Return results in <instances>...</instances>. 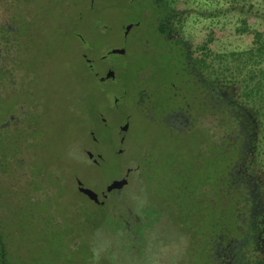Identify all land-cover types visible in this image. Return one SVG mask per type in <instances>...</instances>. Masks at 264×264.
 <instances>
[{"label": "rangeland", "instance_id": "374dc122", "mask_svg": "<svg viewBox=\"0 0 264 264\" xmlns=\"http://www.w3.org/2000/svg\"><path fill=\"white\" fill-rule=\"evenodd\" d=\"M154 1L0 0V229L15 264H217L210 241L236 234L217 190L232 152L222 112L170 125L186 97L199 114V94L152 29ZM250 4L264 12V0L166 10L190 42ZM103 121L129 131L109 137Z\"/></svg>", "mask_w": 264, "mask_h": 264}, {"label": "trees", "instance_id": "16d2710c", "mask_svg": "<svg viewBox=\"0 0 264 264\" xmlns=\"http://www.w3.org/2000/svg\"><path fill=\"white\" fill-rule=\"evenodd\" d=\"M154 2L165 13L155 29L178 46L182 71L212 87L215 116L222 112L219 129H224L221 134L232 147L229 172L217 190L220 200L231 201L237 210L236 234L221 231L213 237L215 260L217 264H264V12L254 4L236 6L232 11L237 16L225 28L202 31L201 37L189 42L182 36V19L167 13V0ZM4 38L9 39L6 34ZM228 38L240 46L219 52ZM12 257L0 229V264H15Z\"/></svg>", "mask_w": 264, "mask_h": 264}, {"label": "flooded vegetation", "instance_id": "af4514ba", "mask_svg": "<svg viewBox=\"0 0 264 264\" xmlns=\"http://www.w3.org/2000/svg\"><path fill=\"white\" fill-rule=\"evenodd\" d=\"M140 24V23H138ZM137 25L131 26L132 28L129 29H124L125 32H123V37L124 38H128L129 34L131 33V31L133 30V28H135ZM130 28V27H129ZM152 29L155 31V34L157 35V37H160L161 42L166 43L170 46H173L174 48H178V46L175 44V42H170L169 40H167L165 37H163L158 30H155L152 26ZM121 51V50H119ZM119 56V55H117ZM125 55L120 56V57H125ZM111 73V72H110ZM189 79L191 80V82L193 83V85L196 87V89L198 90V99H199V104H200V108L198 110L199 114L195 115L193 113V108L191 107V103L188 101V97L184 98V100L182 101V107L181 109L173 112L170 114V125H179L181 127H183L185 130L182 129H177L179 131H187V128H193V126H196L199 129V125L197 124L201 119H204L205 117H207L208 119H212L215 117V97L216 94L213 91L212 87H210V84H205L204 82H202V84L198 83V80H202L203 78H198L195 80V77L193 78V76H188ZM207 85V87H205ZM199 86H201L202 88L200 89ZM175 88L178 89L177 86H172L171 88ZM172 92V91H171ZM179 91H177L176 93L174 92L172 95V97L177 98V94ZM150 96V95H149ZM186 104V107L184 106ZM175 127V126H174ZM205 127V126H204ZM176 128V127H175ZM129 131V130H128ZM222 182V179L219 181L218 185ZM218 188V186H217Z\"/></svg>", "mask_w": 264, "mask_h": 264}, {"label": "water", "instance_id": "95a60500", "mask_svg": "<svg viewBox=\"0 0 264 264\" xmlns=\"http://www.w3.org/2000/svg\"><path fill=\"white\" fill-rule=\"evenodd\" d=\"M132 27L129 28V30L131 29ZM113 55H119V56H123L125 55V51H113L112 52ZM108 77L111 79V80H115V76H114V73L111 72L110 74H108ZM105 81V80H104ZM120 104V101L118 99H115L114 100V106L117 107L118 105ZM103 123V127L105 129V133L107 136L109 137H112L113 135L115 134H124V133H127L128 132V128H123V129H115L114 131H111L108 129V125L106 122H102Z\"/></svg>", "mask_w": 264, "mask_h": 264}]
</instances>
